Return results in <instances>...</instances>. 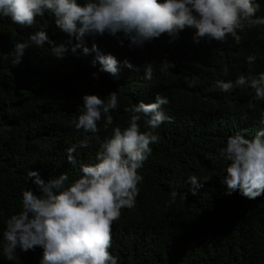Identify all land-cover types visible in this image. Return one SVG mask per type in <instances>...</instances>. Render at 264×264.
Masks as SVG:
<instances>
[{"label":"trees","instance_id":"1","mask_svg":"<svg viewBox=\"0 0 264 264\" xmlns=\"http://www.w3.org/2000/svg\"><path fill=\"white\" fill-rule=\"evenodd\" d=\"M257 2L261 9L256 15L264 16V0ZM52 19L46 13L28 28L0 17V240L6 219L21 210L22 191L34 187L27 180L29 170L45 181L64 172L70 181L78 178L79 167L68 164L65 150L88 138V147L74 155L79 162L93 163L112 129L127 126L130 114L124 109L141 100L151 103L160 93L168 98L165 113L172 120L159 130L139 170L144 179L135 206L122 209L111 226L109 251L118 264H264V197L227 195L221 183L227 162L206 159L208 153L218 155L226 135L254 127L264 110V101L250 103L244 90L221 93L215 87L217 81L264 71V28L245 27L239 41L205 38L198 45L191 40L195 29L186 28L171 44L163 34L143 48H130L122 34L85 35L89 49L95 43L102 54L120 62L118 78L99 73V79H93L99 68L92 66L95 53L58 59L47 45L30 46L21 63L13 65V44L27 41L35 31L46 30L56 44L69 39ZM249 55L257 56L252 64L246 61ZM124 60L133 68L125 67ZM165 60L175 67L167 69ZM148 63L153 67L151 80L143 78ZM113 91L119 103L110 113L113 124L105 125L102 117L97 133L77 131L72 120L79 115L81 97L87 93L103 98ZM139 124L141 131L148 130L143 120ZM193 175L207 180L196 195L186 183ZM173 190L178 193L174 201ZM171 240L188 242L192 249L169 252ZM17 255L18 264H39L42 249H17ZM0 264L14 262L0 255Z\"/></svg>","mask_w":264,"mask_h":264},{"label":"clouds","instance_id":"2","mask_svg":"<svg viewBox=\"0 0 264 264\" xmlns=\"http://www.w3.org/2000/svg\"><path fill=\"white\" fill-rule=\"evenodd\" d=\"M260 9L257 0H0V17L11 23L31 28L37 17L50 13L55 26L69 37L56 44L46 30L35 31L27 41L13 44V65L21 63L26 50L33 45H47L51 55L58 59L68 54L79 57L95 53L92 66L99 64V68L92 73L93 79H99V73L118 78L120 62L111 54H102L95 43L89 49L85 35L117 38L122 34L130 48H143L163 34L171 44L186 28L195 29L191 40L197 45L205 38L222 43L229 37L239 41L238 33L245 27L264 28V16L256 15ZM117 42L124 46L122 39ZM256 60V55L246 57L249 64ZM163 63L167 69L175 67L167 60ZM123 65L133 68L127 60ZM143 78H153L151 63L145 67ZM185 80L192 86L187 77ZM215 87L221 93L244 90L250 103L264 101V71L217 81ZM81 100L79 115L72 120L77 131L97 133L102 117L105 125L113 124L110 113L119 108L117 91L103 98L85 93ZM168 103V98L158 93L151 103L141 100L125 108L130 114L127 126L112 129V135L100 144L93 163L79 162L74 155L78 149L88 147V138L68 147V164L79 167V176L74 180L70 181L64 172L45 181L37 171L29 170L27 180L34 187L22 191L21 210L6 219L0 255L18 264L17 249L28 252L39 247V264H118V257L109 251L111 226L120 219L122 209L135 206L138 185L144 179L139 170L151 155L150 145L158 141L159 130L172 120L165 113ZM142 120L146 131L140 130ZM216 151L218 155L208 153L206 159L227 162L221 175L227 195L238 192L248 200L264 197V110L257 115L254 127L226 135ZM206 181L193 175L186 183L196 195ZM170 195L174 201L178 193L173 190ZM179 249L192 246L171 240L169 252Z\"/></svg>","mask_w":264,"mask_h":264}]
</instances>
